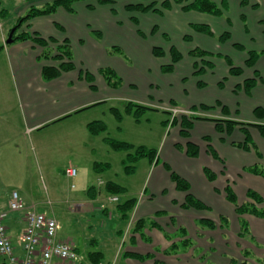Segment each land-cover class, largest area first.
I'll return each mask as SVG.
<instances>
[{"label":"rangeland","instance_id":"obj_1","mask_svg":"<svg viewBox=\"0 0 264 264\" xmlns=\"http://www.w3.org/2000/svg\"><path fill=\"white\" fill-rule=\"evenodd\" d=\"M27 1L0 0V35L4 33L6 38H9L11 32L16 28L20 18L19 13L25 10L24 7H26ZM164 1L113 0L114 3L101 5L116 8L119 11L118 17L123 20H126V15H133L132 18H136L138 21V24H135L136 26H139L138 18L141 19L143 32L145 33L138 27L137 32L141 38L134 37V39H141L144 49L151 47V57H147L145 54L131 55L127 52L128 48L126 49L128 44L127 39H125V31L123 36L119 37V35L113 34L111 30L110 33L113 36L109 35L107 42L110 43L113 39H120L119 46H124L123 50L129 56L126 60L124 55H120L121 51L110 50L118 59L115 66L119 68L121 77L124 79V81L122 79L124 84L115 99L102 103L94 110L85 111L81 116L70 120L68 122L70 131L66 138H61L58 135L61 133V129L58 128H52L49 132L37 136L36 139L32 137L29 142V159L19 158L24 159L22 165L10 164L5 157H0V195L12 194V192L17 191L25 202L35 205L40 213L54 216L60 226L58 235L68 240L80 252L77 261L80 264H90V254L99 252L104 254L100 264H128L123 255L125 250H122L124 241L118 232H126L128 229L129 232H127L126 237L130 241L129 235L132 234L133 227L131 225L128 228V220L121 218L119 206L127 199L136 198L138 200L144 193L146 182L151 181L152 173L158 168H155L154 162L160 160L159 165H163L165 161H168L174 169L176 160L174 157L167 159V155H169V145L180 139L176 131L180 129V126L172 125L175 117L181 119L184 116H196L220 121L230 118L238 122H259L251 115V111L253 113L257 105H264V95L256 92L246 96L238 87L242 85L245 79L253 78V68H245L246 72L240 77L231 76L228 71L230 68L223 56L203 58L213 63L214 66L211 69L204 63L202 58H193L190 55V51L202 48L205 41H207L205 44L206 50L214 52V54L220 53L221 55L231 56L235 60L234 64L238 65V62L242 61V54L237 53L238 50L234 52L226 48L225 43L218 41L219 36L225 32H231L232 40L248 46L247 50H251V47L255 48L256 45L250 44L244 36L236 32L238 28H234V26L239 27L240 25L238 22L240 15L238 0H230L231 7L228 3V9L230 8L229 19L231 18L234 22V24L232 22V25L225 18L227 12L223 9L225 0H214L223 9L224 16L215 17L200 13L207 15L204 16L207 18H202V20L207 22L206 24L214 33L213 37L207 36L209 39L200 38L199 35H206L196 33L192 28V25L198 24L192 23L199 17L196 16L197 14L191 15L190 12H183L181 6L176 4L172 5L171 10H163L162 3ZM90 2L99 5L94 0ZM152 2L157 4L156 8L162 11V15L149 12L147 13L149 15L145 17L143 13H126L124 11L127 4H150ZM248 4L249 0H242L241 2V6ZM26 14L21 13V16ZM188 21L191 23H187ZM219 23H223V26ZM244 24L248 29L252 26L247 22ZM261 24L263 23L261 22ZM156 25L161 30H165L166 36L150 35L149 27ZM155 28L154 35L159 32V29ZM240 28L242 30V25ZM105 31L107 32V28ZM128 38L130 44L132 39L129 33ZM134 46L136 47V44ZM154 46L165 49V56L156 57L153 54ZM173 46L182 54V59L174 65L173 72L165 73L163 69L172 64L170 49ZM246 58L247 56H245ZM124 65L126 68L120 67ZM200 69H205V71L199 73ZM222 98L225 100H222ZM142 99H148L149 101L143 105L139 102ZM168 99H173L175 102L168 101ZM215 99H217L216 102H214ZM199 100L207 104L200 105V107H207H203V110L193 111L190 106ZM128 104L146 106L147 109L142 110L137 115L136 110L138 108L132 106L131 110L128 111ZM237 108H239L238 111H236ZM225 109L229 111L228 114L225 113ZM85 121L103 122L106 131L100 135H93L86 127ZM259 123L264 124V120ZM223 126L225 129V125ZM212 128L216 129L214 122L197 121L192 129L193 134L191 130L190 133L195 140L204 135L202 140L206 150L210 144L218 150L221 159L229 161V164H225V185L229 181L233 190L238 192L239 195L235 185H239L242 179L240 178L241 173L239 176L234 175L235 168L242 162L246 165L253 163L255 152L253 157L247 153L239 154L237 149L227 147L228 144L225 143L223 145L220 139H214L211 136L214 134L211 132ZM53 135L60 138L50 142L48 139L52 138ZM220 135L225 137V133ZM240 135L236 134V138ZM205 137L209 138L207 139L210 141L209 143L206 142ZM107 138L128 143L133 148L130 152L113 150L108 144ZM255 142L257 143V141ZM229 144L232 145V142H229ZM259 146L264 147V139L259 142ZM140 147L155 151L156 159L151 161L149 157H143L135 164H128L135 167V170L134 172H127L124 161L129 154H135ZM177 150L181 151L182 147L179 146ZM97 165H100L99 168ZM70 168L77 170V175L74 178L66 176V171ZM231 176L234 178H230ZM109 182L122 186L126 189L125 192L118 195L109 194L106 190V184ZM91 188L96 191L94 201L92 200L94 192H90ZM150 192L151 190L148 188V194ZM112 197H117L118 201L112 202L110 200ZM83 203L90 205L91 210L88 214H80L75 211ZM225 217L227 222L224 224V238L231 252L227 251L228 254L224 256L208 253L204 257L206 263L231 264L233 261L234 264L264 263V242L255 239L252 225H250L247 217L244 222L247 223L248 232L241 233L242 222L238 217L239 232L234 236L230 234L233 225L232 220L229 216L225 215ZM199 226L208 231H216L217 229L210 230L201 225ZM185 240L183 239L182 242ZM188 240L192 242L190 238ZM236 249L237 253L234 252ZM195 257L200 258L201 254L198 252Z\"/></svg>","mask_w":264,"mask_h":264},{"label":"crops","instance_id":"obj_2","mask_svg":"<svg viewBox=\"0 0 264 264\" xmlns=\"http://www.w3.org/2000/svg\"><path fill=\"white\" fill-rule=\"evenodd\" d=\"M53 1H27L26 7H24L25 10L19 13V17H22L21 13H27L30 7H41ZM226 1L229 3V7H231L230 0ZM241 2L242 0H238L240 6L238 22L240 25L239 27L234 26V28H238L235 31L244 36L250 44L253 46L256 45L255 48L251 47V50L264 51V25L261 24V21L264 19V0H249V4L246 6H241ZM89 4L94 5L96 3L88 1L83 3L78 2L73 7V13L59 8L52 15L30 20L28 24H25L19 30V34L23 31H29L31 33H38L40 37L45 39H54L58 42V45H66L65 42H68L73 55L74 69L63 72L56 79L46 81L43 77V69L45 67H58L61 63L60 61L41 58L43 49L32 41L17 40L12 44H6L8 38H6L4 33L0 35V47H2L0 50V157H5L9 160L10 164L16 163L22 165L24 159H29V142L32 137L36 139L42 133L49 132L52 128H58L61 129V133L58 135L61 138H66L70 131L68 125L70 120L81 116L85 111L89 112L94 110V108H97L102 103L115 99L124 82H122V85L118 89H113L107 84L100 71L105 68H110L122 80L121 72L115 66L118 59H116L117 57L110 50L119 48L121 51L120 55H124L126 60H128L129 56L125 54L126 51L123 50L124 46H119L118 42L121 41L120 39H113L110 43L107 42L108 36H113L110 33L111 30L113 34L119 35V37L123 36L125 31V39H127L128 44L126 49L128 48L127 52L131 53V55L145 54L147 57H151L152 55L151 47L144 49L141 39H134V37L141 38L137 32L138 27L143 32L140 18H138L139 26H136L131 21L133 17L131 14L126 15V20H123L118 17L119 11L116 8L94 5V8L91 9L88 7ZM113 10L115 11L113 12ZM124 11L127 13L125 9ZM260 12L261 14H259ZM189 14H197L196 16H199L192 23H207L205 20H202V18H207L204 17L207 15H202L197 12H190ZM148 15L144 14L145 17ZM229 17L230 8L225 13V18L232 25L233 21ZM245 22L252 26L248 29L246 24H244ZM187 23L191 22L188 21ZM219 24L223 26V23ZM241 25L242 30L240 28ZM155 27L159 29V32L154 35ZM106 28L107 32L105 31ZM149 30L152 36H166L165 30H161L157 25L149 27ZM128 33L132 39L130 44ZM199 36L200 38H208L207 36ZM134 44H136V47ZM205 44L204 46L201 45L204 50H206ZM234 44L237 43L232 40L231 33V39L225 43V47L235 52ZM245 48L247 49L248 46L245 45ZM236 52L242 54V61H237L239 64L235 65L244 67V62L247 59H245V56H247L246 52ZM230 53L232 54V52ZM237 56L239 55L237 54ZM233 61L235 62L234 59ZM120 67L126 68L125 65ZM253 70L251 71L254 73L258 71L263 79V82L258 83L253 93L258 92L264 95V54L257 61ZM87 75L92 77V81L87 80ZM222 100L225 99L222 98ZM148 101V99L139 100L143 105ZM168 101L175 102L173 99H168ZM199 101L193 103L190 107L196 106L198 108L200 105H207ZM216 101L217 99L214 100V102ZM258 106L264 105L260 104L256 107ZM238 110L239 108L236 109V111ZM251 115L255 118L252 111ZM197 121L193 122V126L195 123L197 124ZM84 123L87 127L92 122L85 121ZM213 128L211 132L214 134L211 136L214 139L222 140L223 145L225 143L228 144L226 145L227 147L237 149L239 154L247 153L253 157V151L246 152L229 144V142L233 141H243V136L240 135L236 138L238 140L232 137L226 140L225 137H221L222 135ZM176 131L179 135L180 129ZM235 132L240 134V128H237ZM191 133L193 134L192 130ZM250 133L253 140L257 141V145L263 154V159H258L255 154L254 162L249 165L255 163L264 164V147L259 146V142L263 141L264 138L255 129H250ZM60 137L53 135L48 140L52 142ZM202 138H204V135H201L195 140L191 135V140L200 147L198 158L193 160L187 157L185 151L177 150L176 144H183L181 138L172 142L169 145L167 159L175 158L176 165L174 169L168 161H165L163 165H159L160 160H157V162H154V166L158 168L152 173L151 181L149 183L146 182L144 193L142 194L140 192L142 195L138 200L136 198L127 199L136 200L135 208L128 219V228L131 225L133 227L132 234L130 233L129 235L130 241L126 237L127 232H129L128 229L126 232L119 231L118 234L124 241L122 250H125L123 255L128 261V264H199V261H201L200 264H208L204 259L208 253H211V255L222 254L224 256L228 254L227 251H230L224 238L225 230L221 228L220 218L225 217V215L231 218L233 225L230 234L234 236L239 232L238 216L235 212V207L225 199V166L217 162V160H214L207 153ZM224 161L229 164L228 160ZM249 165L242 162L235 168L236 171L234 172L236 176H239L241 173L240 178L242 182L239 185H235L239 191V195L238 192L236 194L240 203L245 200L248 189L255 190L264 196V180L260 177L251 176L243 170L244 167ZM167 166L182 179L186 180L191 188L190 193L207 207H210L211 210L199 211L195 209H184L183 205L186 203L187 194L177 190L175 183L171 180L170 172L166 168ZM204 168H209L215 173L216 179L214 182L208 181L204 173ZM148 188L151 190L150 194H148ZM10 196L11 194L9 193L0 195L1 211H8ZM95 197L96 193L92 194L93 201ZM25 204L28 207H36L27 202ZM90 210V205L83 203L75 211L80 214H88ZM205 219L216 223V231H208L199 226V222ZM247 219L250 225H252L255 239L264 242V219H257L250 216ZM139 221L144 222V227L141 230L144 236L140 233H134V228ZM145 221L155 222V225L148 226ZM6 226L14 247V252L18 259H22L24 253L21 236L26 228L25 212H10L6 219ZM182 230H184L185 236ZM133 237L134 239L132 240ZM187 238H190L193 243L191 242L189 248L186 247L183 249L181 242ZM58 240L70 243L60 235H58ZM176 245H178L177 250L167 255L166 253L171 251ZM76 250L79 255L78 257H80V252L77 248ZM198 252L201 254L200 258L195 257V254ZM234 252L237 253V249ZM101 254L100 263L104 258V254ZM130 254H140L150 256V258L140 262L126 257V255ZM89 262L90 264H96L90 259ZM0 264L7 263L1 258ZM77 264L80 263L77 262Z\"/></svg>","mask_w":264,"mask_h":264},{"label":"trees","instance_id":"obj_3","mask_svg":"<svg viewBox=\"0 0 264 264\" xmlns=\"http://www.w3.org/2000/svg\"><path fill=\"white\" fill-rule=\"evenodd\" d=\"M31 1V0H28ZM90 2L93 0H54L53 2H49L41 7H30L27 14L25 16H22L18 19V22L16 24V28L14 31V34L12 36V39L14 41L21 40V41H32L37 46L41 47L43 49V52L41 54V58L45 60H57L60 61V65L58 67H45L43 69V77L46 81H50L53 79H56L60 77V75L63 72H68L74 69L73 65V55L70 50V46L68 42H65L66 45H58V42L54 39H45L40 37L38 33H31L29 31H23L22 33H18L19 30L25 25L28 24L30 20L42 17V16H49L54 14L59 8L65 9L69 13L74 12V5L78 2ZM99 5L107 4V3H114L113 0H94ZM180 5L183 12H198L203 14H209L213 15L215 17H221L224 16L223 9L225 11L228 10V3L226 0L223 2V9L219 7L217 3L214 2V0H165L162 3L163 10H171L172 5ZM89 8L93 9L94 5L89 4ZM157 4L155 2H152L150 4H144V3H135V4H127L125 5V10L129 13H143L147 14L149 12H154L159 15H162V11L157 9ZM256 7V6H255ZM3 14V13H2ZM131 21L134 24H138V21L136 18H131ZM264 24V19L261 21ZM192 28L195 30L196 33H200L206 36L213 37L214 33L212 29L208 25H192ZM18 34V35H17ZM231 39V34L229 32H225L222 35L219 36L218 41L220 43H226ZM188 40V39H187ZM2 47H0L1 50ZM234 48L240 52H246L247 59L244 62V67L236 66L234 64V61L231 57L227 55H221L214 54L212 52L203 50L201 48H197L193 51H190V55L193 58H202L204 60V57H217V56H223L224 60L226 61L227 65L229 66V74L231 76L240 77L244 74L245 68L246 69H252L255 67L257 61L260 59V57L264 54V51H256V50H247L244 45L242 44H234ZM114 51L119 52V48H113ZM153 54L156 57H163L166 54L165 49L162 47H155L153 50ZM170 54L172 56V64L170 66H166L163 70L165 73H170L174 71V65L178 63L182 59V54L177 50L176 47H171ZM204 63L209 66V68H213V63L208 60H204ZM197 66V65H196ZM205 69H200L199 73H203ZM102 77L105 79L107 84L113 88L118 89L122 85L121 78L117 75V73L110 69L105 68L100 71ZM87 80L92 81V77L87 75ZM259 82H263V79L261 78V75L258 73V71H255L253 78H247L243 81L241 86H238L240 90L244 91V94L246 96H250L253 94V91L257 87ZM132 106H136L134 104H128L127 110L130 111ZM138 109L136 110V114L139 115L142 110L147 109L146 106L137 105ZM200 107V106H199ZM197 108L196 106H192L191 109L193 111H197L202 109L203 107L207 106H201L200 108ZM203 110V109H202ZM225 113L228 114V110ZM254 116L257 119V121H263L264 120V106H258L254 110ZM191 117V118H190ZM190 117H182L181 119L178 117H175L173 120L172 125L176 124L180 126V132L179 136L182 140L185 141L183 145L176 144V147L179 146L182 147L181 151H185L187 154V157L190 159H196L198 158L200 154V147L198 144L193 142L191 140V133L190 130L193 129V122L197 120H204V121H211L216 124V130L218 133L222 134L225 133L226 140L230 139L231 137L235 140L237 132L236 129L240 128V134L243 136V141H233L232 146L239 148L241 150H244L246 152L253 151L255 152L258 159H263V154L261 150L259 149L257 143L253 140L252 135L250 133V129H255L258 131L261 137L264 138V124L262 123H246V122H238L233 119H226L225 121H220L217 119H210L206 117H196V116H190ZM225 125V129L224 126ZM89 132L93 135H100L101 133H104L106 131V127L103 124V122H92L87 126ZM234 135V136H233ZM206 137V142L209 143L210 141ZM108 144L113 150L116 151H127L130 152V150L133 148L132 145L128 143H122L117 142L112 139L107 138L106 139ZM207 153L211 155L215 160L219 161L223 166H225L226 161L221 159L219 156L217 150L212 147L210 144L207 148ZM143 157H149L151 161H154L156 158V152L152 150H147L145 147H140L137 149L135 154H129L127 156V159L124 161L126 166L127 172H134L135 167L129 166L128 164H135L138 160H140ZM98 168L100 165H97ZM167 170L170 172L171 180L173 183H175L177 190L184 192L187 194L186 197V203L183 205L184 209H195L199 211L203 210H211L210 207H207L203 202L196 199L191 193H190V185L189 183L182 179L177 173L173 172L169 166L166 167ZM243 170L251 175L260 177L264 180V164L263 163H255L253 165H249L243 168ZM204 173L208 179L209 182H214L216 179L215 173H213L209 168H204ZM106 190L111 195H118L123 194L125 192V188L122 186L114 183L109 182L106 184ZM90 192L96 193L94 188L90 189ZM225 199L232 204L235 207V212L240 218L241 224V233L248 232L247 223L244 222L246 217H254L257 219H264V196L252 189H248L246 192L245 200L240 203L238 200V196L236 192L233 190L232 185L229 184V181H227L225 185ZM136 200H127L124 203H122L119 206V211L121 213V218L124 220H128L130 218V215L132 211L135 208ZM146 222V225L154 226L155 222ZM221 222V228L224 229V224L227 222L226 217L220 218ZM144 222L139 221L136 224V227L134 228V233H140L142 236V228L144 227ZM199 224L202 227L209 228L210 230H214L217 228V225L214 221L211 220H201ZM182 233L185 236L184 230H182ZM191 244V241L188 240V238L181 243L182 248H189L188 246ZM178 245L174 246L171 251H168L166 254L170 255L174 252V250H177ZM101 253L96 254H90V260L93 263L99 264L101 261ZM126 257L133 258L138 261H145L147 258H150V256H143L140 254H130L126 255ZM152 257V256H151ZM1 259V257H0ZM235 262H231V264H234ZM246 264V263H242Z\"/></svg>","mask_w":264,"mask_h":264},{"label":"built area","instance_id":"obj_4","mask_svg":"<svg viewBox=\"0 0 264 264\" xmlns=\"http://www.w3.org/2000/svg\"><path fill=\"white\" fill-rule=\"evenodd\" d=\"M77 170L66 171L68 178H74ZM117 202V197L110 199ZM10 212H25L26 228L21 236L23 257L18 259L6 226ZM60 226L52 215L40 213L36 207H28L18 192L11 194L8 211L0 210V257L8 264H77L78 254L75 247L58 240Z\"/></svg>","mask_w":264,"mask_h":264},{"label":"water","instance_id":"obj_5","mask_svg":"<svg viewBox=\"0 0 264 264\" xmlns=\"http://www.w3.org/2000/svg\"><path fill=\"white\" fill-rule=\"evenodd\" d=\"M14 31H15V30H13V31L11 32V34H10L8 40H7V44H12V43H13L12 36H13V34H14Z\"/></svg>","mask_w":264,"mask_h":264}]
</instances>
